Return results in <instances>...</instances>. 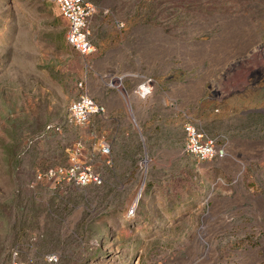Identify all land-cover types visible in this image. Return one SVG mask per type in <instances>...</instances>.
Segmentation results:
<instances>
[{
	"label": "rangeland",
	"instance_id": "1",
	"mask_svg": "<svg viewBox=\"0 0 264 264\" xmlns=\"http://www.w3.org/2000/svg\"><path fill=\"white\" fill-rule=\"evenodd\" d=\"M84 1L108 92L169 89L171 143L150 137L144 104L69 124L92 56L67 44L53 0H0V264H264V0ZM206 91L251 97L207 122ZM187 121L225 135L232 160L185 155ZM86 169L101 183L77 185Z\"/></svg>",
	"mask_w": 264,
	"mask_h": 264
},
{
	"label": "built area",
	"instance_id": "2",
	"mask_svg": "<svg viewBox=\"0 0 264 264\" xmlns=\"http://www.w3.org/2000/svg\"><path fill=\"white\" fill-rule=\"evenodd\" d=\"M60 16L66 21V42L80 56L90 57L96 47L91 41L88 23L95 13L94 6L84 0H53ZM154 81L144 78L134 88L133 93L140 99H148L154 92ZM105 112L103 106L98 104L88 93L81 94L70 103L67 109V122L75 126H83L95 115H102ZM183 153L193 157L198 163H214L232 160V147L230 140L223 134L209 133L199 125L191 121L183 124ZM264 151V147L262 148ZM100 155H108L110 148L106 143L99 145ZM144 167V166H143ZM140 164L139 168L143 170ZM145 168V167H144ZM63 174V171H49V177ZM66 176L72 177L74 170L71 168L65 172ZM90 182L100 184L101 180L97 175L86 169L85 172L77 175V185H86ZM57 258L54 255H47L38 264H56ZM9 264H27L13 260Z\"/></svg>",
	"mask_w": 264,
	"mask_h": 264
},
{
	"label": "crops",
	"instance_id": "3",
	"mask_svg": "<svg viewBox=\"0 0 264 264\" xmlns=\"http://www.w3.org/2000/svg\"><path fill=\"white\" fill-rule=\"evenodd\" d=\"M93 58V65L91 66V74L92 77L89 78L88 82V91L87 93L93 97V99L104 107L105 112L100 115L103 116L104 119H106L108 116H111L115 113H123L126 108L130 109L131 111H139L141 104H144L145 108H148L150 111V137L155 138L161 143H171V131L168 129V116L171 111H168L169 109V102H170V96L167 92L169 89L161 88L162 94L157 97L155 94H152L148 99H140L133 93V88H130L129 90L123 89V92H116L112 93V91L107 90V85L105 84L106 79L109 76V68L105 65L107 64V61L105 60L106 56L102 57H95L92 55ZM237 64V63H236ZM95 65V66H94ZM238 87V84H236ZM239 88V87H238ZM261 90L264 89V86L260 87ZM183 92L185 91L187 94L183 96L182 100L184 102V99H188L190 97V92L188 89H183ZM198 95V96H197ZM197 95H193L195 98L196 96L200 100L203 99V104L200 107L199 113L201 114V119L204 121H210L213 117L211 115V111L215 110L216 107H220L221 113L220 116L216 115L215 119L221 120L223 119L221 116L225 113H228V111H234L235 110V104H237L240 101L246 100V98L251 97L249 93H246L245 91H240V94L232 99L231 97L226 96L224 98L219 97L215 92L210 93L209 91H206L205 93H199ZM202 98V99H201ZM159 110V111H158ZM217 111V110H216ZM160 116H159V114ZM95 116H92L90 118V121L93 122ZM160 121V123H159ZM153 122V125H152ZM135 127L136 124H134ZM92 128L94 129V125H92ZM138 135L141 136L140 133ZM125 136H128L127 133H125Z\"/></svg>",
	"mask_w": 264,
	"mask_h": 264
}]
</instances>
